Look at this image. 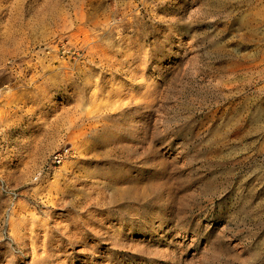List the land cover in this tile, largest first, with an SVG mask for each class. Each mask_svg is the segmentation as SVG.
I'll return each instance as SVG.
<instances>
[{
  "label": "rangeland",
  "instance_id": "rangeland-1",
  "mask_svg": "<svg viewBox=\"0 0 264 264\" xmlns=\"http://www.w3.org/2000/svg\"><path fill=\"white\" fill-rule=\"evenodd\" d=\"M0 264H264V0H0Z\"/></svg>",
  "mask_w": 264,
  "mask_h": 264
},
{
  "label": "bare ground",
  "instance_id": "bare-ground-1",
  "mask_svg": "<svg viewBox=\"0 0 264 264\" xmlns=\"http://www.w3.org/2000/svg\"><path fill=\"white\" fill-rule=\"evenodd\" d=\"M83 6H84V4H81L80 8L82 9ZM114 16H115V14L110 13V16H109L110 18L107 19V21H105L104 23H97L94 25V27H99L101 32L106 34L108 30L112 29V27L109 28L111 26V24L108 21H111V20L115 21L116 19L114 18ZM104 41H106V39ZM86 45H87L86 49H88L86 57L90 58L91 61H95V60H100L101 62H109L110 61L112 63L111 67H115V65L118 64V63H115L116 60H111L107 56V54H108L107 52L111 49L110 43L102 42L98 46H96L97 41L91 42L89 40V41H87ZM62 65H63V67L65 66L66 68H68L70 66L69 63H62ZM76 66H78L77 71L80 68H84L83 64H81V65L76 64ZM81 74H83V73H81ZM84 75L87 76V82L85 84H88L89 82L92 83V81H93L92 75H86V74H84ZM84 87H87V86L85 85ZM94 112L95 111H93V109H91V108L87 109V113L89 115L93 114ZM42 174H43V172L40 171L35 177L36 180H38L40 178V176H42ZM50 186L51 187L47 190L52 195V198H53V195L58 193L57 191H59L60 187H56V186H52V185H50ZM43 204H45V203H43ZM52 204L54 206L56 205V203H52ZM20 205L25 209L28 208L27 204L22 203ZM14 216H16L15 213H14L13 217ZM48 216H47V214L40 216V215L31 213V218H32L31 224L24 222V226H29L28 229H30V231H31V234H28V237L26 238V241L29 240V244L28 245L25 244V249L29 250L31 252L33 262L38 261L39 259H37V258L42 259L44 254H45L44 256L48 255V251H47L46 246H45V240H46V237L48 236V232L50 231L49 229L51 228L49 225ZM37 227H40V229H38V231L35 230ZM10 230H12V236L11 237L13 238V240L20 241L21 238L19 237L20 235H18V233H17L16 225L14 224V219L12 220V222L10 224ZM32 233H34L35 237L32 236ZM41 235H43V237ZM39 240H42V242L39 243Z\"/></svg>",
  "mask_w": 264,
  "mask_h": 264
},
{
  "label": "built area",
  "instance_id": "built-area-1",
  "mask_svg": "<svg viewBox=\"0 0 264 264\" xmlns=\"http://www.w3.org/2000/svg\"><path fill=\"white\" fill-rule=\"evenodd\" d=\"M65 156H66L65 152L56 153L55 155H53L52 163H54L55 165H60L63 162Z\"/></svg>",
  "mask_w": 264,
  "mask_h": 264
}]
</instances>
